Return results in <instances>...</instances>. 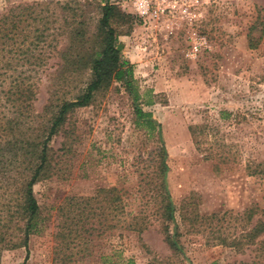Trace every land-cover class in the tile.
Instances as JSON below:
<instances>
[{
	"label": "rangeland",
	"instance_id": "374dc122",
	"mask_svg": "<svg viewBox=\"0 0 264 264\" xmlns=\"http://www.w3.org/2000/svg\"><path fill=\"white\" fill-rule=\"evenodd\" d=\"M172 1L176 8L155 22L137 16L132 0H111L126 17L121 58L133 68L139 99L116 82L68 115L49 143L51 168L34 186L39 229L28 248L4 249L0 264H264V0ZM100 3L0 0V16L29 5L52 23L46 48L33 51L45 62L21 70L37 86L36 129L56 110L53 94L55 105L74 99L90 78L59 77V52L68 46L66 20L79 8L74 20L86 50H98ZM193 36L205 37L208 48L188 59ZM138 107L151 113L157 132L138 127ZM161 146L179 256L156 215ZM16 188L11 182V193ZM112 189L121 198L115 205ZM136 222L139 229L125 230Z\"/></svg>",
	"mask_w": 264,
	"mask_h": 264
},
{
	"label": "trees",
	"instance_id": "16d2710c",
	"mask_svg": "<svg viewBox=\"0 0 264 264\" xmlns=\"http://www.w3.org/2000/svg\"><path fill=\"white\" fill-rule=\"evenodd\" d=\"M35 8L19 5L0 16V255L6 248H28L30 236L39 229L40 207L34 186L51 168L49 143L65 126L68 115L88 107L99 93L108 90L116 82L124 84L135 101L139 99L133 68L121 58L119 37L122 32L120 29L127 23L126 17L111 0H101L96 36L98 50L92 53L86 50L87 36L79 28L82 27L81 22L74 20L83 15L84 10L78 7L72 21L71 18L66 20V26L70 27L66 32L68 46L59 52V77L66 80V75L72 77L87 72L90 78L82 93L74 99L62 100L55 105L53 94L50 108L56 110L49 111L43 126L36 129L35 121L40 118L33 108L38 94L37 86L33 74L21 70L45 62V56H34L33 51L46 48L52 23L42 13L33 12ZM73 8L70 4L65 6L67 10ZM260 39L251 38L250 48L255 49ZM77 49H81V52L74 53ZM136 115L138 127L145 126L151 134L157 132L160 126L151 113L138 107ZM159 153L156 175L161 180L158 184L160 208L156 215L162 222L161 231L166 244L173 254L179 256L183 253V247L179 231L172 227L176 226L177 207L167 186L168 166L164 146L160 147ZM12 170L14 174H11ZM11 182L17 186L13 193L9 190ZM107 193L111 194L110 204L121 201L116 189ZM251 213L253 215L254 210ZM194 217L200 218L198 214H194ZM125 227V230L131 231L139 229L137 222L126 223Z\"/></svg>",
	"mask_w": 264,
	"mask_h": 264
},
{
	"label": "built area",
	"instance_id": "2783aa9c",
	"mask_svg": "<svg viewBox=\"0 0 264 264\" xmlns=\"http://www.w3.org/2000/svg\"><path fill=\"white\" fill-rule=\"evenodd\" d=\"M131 6L137 16L143 20L159 21L167 12H172L177 2L172 0H132ZM192 43L186 52V58L195 59L202 50L208 48V41L205 37L193 36Z\"/></svg>",
	"mask_w": 264,
	"mask_h": 264
}]
</instances>
